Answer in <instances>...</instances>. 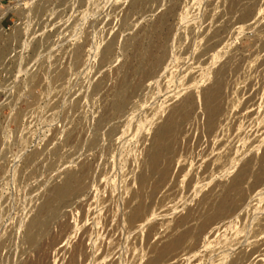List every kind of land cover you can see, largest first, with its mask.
<instances>
[{"label":"rangeland","instance_id":"374dc122","mask_svg":"<svg viewBox=\"0 0 264 264\" xmlns=\"http://www.w3.org/2000/svg\"><path fill=\"white\" fill-rule=\"evenodd\" d=\"M228 1L250 14L213 44L209 22L222 0H34L25 11L0 9V264H144L181 215L264 148V0ZM7 12L14 16L1 23ZM148 49L162 61L144 80ZM216 81L227 85L207 134L198 99ZM120 91L127 100L118 112L112 103ZM179 99L183 105L169 109ZM174 117L182 150L170 164L172 183L154 196L147 219L129 224L125 212L133 208L125 202L151 130L168 128ZM68 173L80 176L81 190L30 229ZM251 178L229 190L237 208L223 231L214 241L213 228L198 235L180 253L184 264L194 255L195 264H228L255 242L264 250V228L255 229L264 188L247 191Z\"/></svg>","mask_w":264,"mask_h":264},{"label":"bare ground","instance_id":"6f19581e","mask_svg":"<svg viewBox=\"0 0 264 264\" xmlns=\"http://www.w3.org/2000/svg\"><path fill=\"white\" fill-rule=\"evenodd\" d=\"M33 1L34 0H21L15 2L14 4L0 3V9L3 10L4 7L8 6H17L19 10L25 11V9L28 8ZM217 8L218 9L216 16L209 22V27L212 32V36L208 38L209 43H211L212 41L220 42L222 41V39L224 40L226 35H228L232 30L233 26L238 22H242L243 19H245L244 17L250 14V11H246L244 14L239 13V11H241L240 7L231 6V2H229L228 0H222ZM14 35L15 33H10L7 35V37ZM214 42H212L211 44H213ZM109 49L110 46L107 45L104 50L105 55L108 54ZM1 52L2 46H0V53ZM142 58L144 60V64L140 68V71L142 79L146 80L150 76H152L155 67L161 64L162 58H156V56L152 54L149 49L143 51ZM153 59L155 60L153 61ZM231 69L233 72H237L239 70L235 66H233ZM226 85V82L216 81L208 91L202 92L199 95V104L197 106H199L204 116V121L202 122V124L204 125L207 134L212 133L215 128L214 118L221 114V112L217 110L215 99L218 97L220 90H222V88ZM138 86L139 84L135 85L134 88L138 89ZM126 100L127 93H123L120 91V95L112 103V109L118 112L122 111ZM190 101L193 102L192 100ZM194 102H196V100H194ZM183 103V99L173 101L169 104V109H175V111H177L183 105ZM187 113L189 114V112ZM176 119L177 117H174L173 125H170L168 128L164 127L162 124H158L155 125L151 130V136L149 140L150 143L145 150L146 155L143 153L145 157H143L144 159L140 163V172L137 176V188L135 189V191L132 190L130 196L125 202L126 208H133V211L125 212L126 219L129 224L138 225L142 223L144 219H147V216L149 215L152 207L155 206L153 200L154 196L157 194V192L159 194V191L162 187H167L168 190L172 183V179L170 178V164L175 159H178L177 156L181 153L182 150L178 145L182 139L178 136L177 133H174ZM194 158L195 157H193V159ZM218 161L219 160H217L216 162L218 163ZM191 162H194V160H190V162L188 163ZM222 166H225V164ZM181 167L179 171L181 170ZM205 167L207 168L208 166L206 165ZM222 168L221 172L219 171L220 174L218 177H220L225 172L224 169L226 168V166ZM216 170L218 171L217 168ZM248 176L252 177V182L250 184V187H248L249 189L247 188V191L264 188V148L261 149L260 152L253 154L249 159H247L242 167H240L234 175L230 176L229 182L225 183L223 181H218L212 187H210V189L204 195L202 194L203 196L196 202V205L190 208L185 214L181 215L178 218L176 224L160 237V242L155 244L151 248V253L147 257L144 264H184L185 258H181L180 253L183 250L192 247L196 242L197 236L208 231L209 228L214 229V231H212L209 235L210 241H214L217 237L216 233L223 231V229L227 225V218L232 215L231 213H233L237 208L235 206L231 207L228 203L229 190L233 186L243 182V180ZM80 190V176L75 173L66 174L65 179L61 184L49 190L45 200L38 207L36 216H34L30 221V229L38 227L42 224L43 217L53 209L56 201L67 200L71 196L76 195ZM163 198H165V196ZM160 199L161 198L159 197L158 202ZM216 199H219L220 201L218 203H214ZM255 225L256 230H262L264 228V213L257 218ZM157 228L158 223L152 225L150 224L149 226H147L146 230L148 235L153 234L157 230ZM256 230H254L255 234ZM29 240H33L32 234L29 235ZM255 243H253L254 245L249 249L243 248L237 252L232 253L231 257L229 258L228 264H259V256L261 254H264L261 253L262 251L264 252L262 247L263 243ZM190 250L191 249H189V251ZM176 258L177 260L175 262H170L172 259ZM188 259L189 258H187V260ZM195 260H197V258L194 255L190 260V264H195ZM108 264H113V262Z\"/></svg>","mask_w":264,"mask_h":264},{"label":"built area","instance_id":"2783aa9c","mask_svg":"<svg viewBox=\"0 0 264 264\" xmlns=\"http://www.w3.org/2000/svg\"><path fill=\"white\" fill-rule=\"evenodd\" d=\"M18 1H21V0H0V3L6 2L4 4H14L15 2H18ZM8 15H11V18L14 16V14L12 12H7L6 15L2 18L1 23ZM11 21H12V25H13L15 23V21L13 19H11ZM2 27L4 30L10 29V25L9 26L8 25L7 26L2 25Z\"/></svg>","mask_w":264,"mask_h":264}]
</instances>
